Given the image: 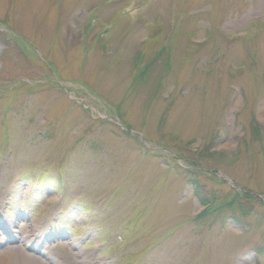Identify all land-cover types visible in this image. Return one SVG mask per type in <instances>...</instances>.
Masks as SVG:
<instances>
[{
	"label": "rangeland",
	"instance_id": "rangeland-1",
	"mask_svg": "<svg viewBox=\"0 0 264 264\" xmlns=\"http://www.w3.org/2000/svg\"><path fill=\"white\" fill-rule=\"evenodd\" d=\"M262 198L264 0H0V264H264Z\"/></svg>",
	"mask_w": 264,
	"mask_h": 264
},
{
	"label": "trees",
	"instance_id": "trees-1",
	"mask_svg": "<svg viewBox=\"0 0 264 264\" xmlns=\"http://www.w3.org/2000/svg\"><path fill=\"white\" fill-rule=\"evenodd\" d=\"M258 130V126H256L255 127V131H257ZM236 187L237 186H234V188L236 189ZM231 189V191L232 192H234L235 193V195H238V196H240V197H242V198H244V199H246V200H250V199H259L257 196H255V195H253V194H251V193H249V192H246V191H243V190H238V189ZM262 200H264L263 198H262ZM200 201L201 202H203L204 203V205L206 206V210H207V208H209L210 207V202H214L213 201V199L210 201V202H208L205 198H203V197H200ZM236 200H232L230 203H228V205H226V207H228V208H230V206L235 202ZM260 201H261V199H260ZM205 210V211H206Z\"/></svg>",
	"mask_w": 264,
	"mask_h": 264
}]
</instances>
